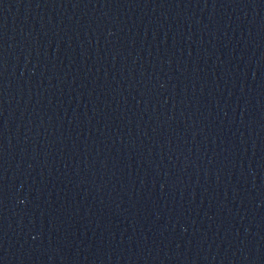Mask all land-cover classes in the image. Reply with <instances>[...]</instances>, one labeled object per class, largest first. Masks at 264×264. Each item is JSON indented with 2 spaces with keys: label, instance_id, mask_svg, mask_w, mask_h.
<instances>
[{
  "label": "water",
  "instance_id": "water-1",
  "mask_svg": "<svg viewBox=\"0 0 264 264\" xmlns=\"http://www.w3.org/2000/svg\"><path fill=\"white\" fill-rule=\"evenodd\" d=\"M0 264H264V0H0Z\"/></svg>",
  "mask_w": 264,
  "mask_h": 264
}]
</instances>
